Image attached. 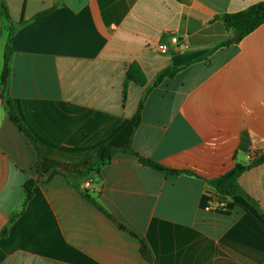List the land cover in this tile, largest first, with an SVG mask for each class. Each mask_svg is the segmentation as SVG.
<instances>
[{
    "label": "crops",
    "instance_id": "1",
    "mask_svg": "<svg viewBox=\"0 0 264 264\" xmlns=\"http://www.w3.org/2000/svg\"><path fill=\"white\" fill-rule=\"evenodd\" d=\"M259 3L0 0V88L11 34L7 94L27 130L0 97V264H264V163L240 177L247 196L210 185L264 154V24L234 43L223 22ZM132 134L139 157L83 180L90 199L66 181Z\"/></svg>",
    "mask_w": 264,
    "mask_h": 264
},
{
    "label": "trees",
    "instance_id": "2",
    "mask_svg": "<svg viewBox=\"0 0 264 264\" xmlns=\"http://www.w3.org/2000/svg\"><path fill=\"white\" fill-rule=\"evenodd\" d=\"M3 9H4V16L6 17V19L10 20V17L7 14V10L4 7ZM223 22H224L225 30L228 31L229 33L235 34L239 32L242 34L241 38L238 40L240 41L244 36L252 33L258 27L264 24V3H259L257 5H254L249 9L237 14L226 15L223 17ZM11 36L12 35L10 34V38L8 39V42L6 44L5 53H4V64L1 73L0 97L5 102V106L8 112V117L10 122L14 124L20 131L27 134V130L21 124L20 119L16 113L14 104L7 94L9 79L11 75V61H12ZM228 43H232V42L228 41ZM173 74L174 73L171 71H166L159 76L158 81L166 77H171L173 76ZM127 80L128 82L129 81L134 82L139 86H144L147 82V78L139 65L131 66L127 74ZM141 121H142V115L140 109L133 119V126H134L133 134L140 125ZM133 134L130 138L129 145L126 150L120 152L110 147H103L100 150L96 161L90 164L83 173L76 176L70 174H63L66 181L70 185H72V187H74L76 190H80L85 197L90 199L89 193L84 192V190H81L80 188L81 182L83 180L88 178L92 173L99 172L101 166H104L105 164L111 162L113 158L119 153H127L139 157L131 149ZM140 162L144 166L149 167L152 170L162 173L164 175H178L183 173L182 171L168 169L162 166L160 163L153 160L140 158ZM261 163H264V154L250 164H241V163L236 164V166L232 170L225 173L222 177L211 181L210 185L216 192L217 197L222 200H226L234 196H247L239 183V179L249 168L259 165ZM34 185H35L34 181H29L25 186L26 200L24 203V207L33 198ZM121 227L125 229V227L123 226ZM8 230H9L8 227L4 229V231L0 234V237H5L8 234ZM142 245H143V254L149 260L150 253L148 249L145 247L146 246L145 242L142 241Z\"/></svg>",
    "mask_w": 264,
    "mask_h": 264
},
{
    "label": "water",
    "instance_id": "3",
    "mask_svg": "<svg viewBox=\"0 0 264 264\" xmlns=\"http://www.w3.org/2000/svg\"><path fill=\"white\" fill-rule=\"evenodd\" d=\"M242 34L241 33H235L232 37H231V41L236 43L240 38H241ZM97 175V172L92 173L88 178L85 179V182L89 181L90 179L94 178ZM86 192V190H85Z\"/></svg>",
    "mask_w": 264,
    "mask_h": 264
},
{
    "label": "built area",
    "instance_id": "4",
    "mask_svg": "<svg viewBox=\"0 0 264 264\" xmlns=\"http://www.w3.org/2000/svg\"><path fill=\"white\" fill-rule=\"evenodd\" d=\"M162 51H163V52H166V51H168V48H167L166 46H163V47H162ZM89 183H90V181H87L85 184L88 186Z\"/></svg>",
    "mask_w": 264,
    "mask_h": 264
}]
</instances>
